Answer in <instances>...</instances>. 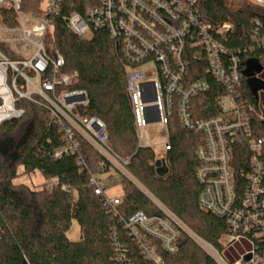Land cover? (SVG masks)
<instances>
[{
    "label": "built area",
    "instance_id": "built-area-1",
    "mask_svg": "<svg viewBox=\"0 0 264 264\" xmlns=\"http://www.w3.org/2000/svg\"><path fill=\"white\" fill-rule=\"evenodd\" d=\"M200 1L47 0L41 15L31 16L23 11L22 0H0V8L12 9L18 24L13 28L0 26V40L14 53L23 54L21 59L10 60L0 51V126L21 118L24 110L16 104L27 101L45 110L63 134L64 146L55 152V158L78 154L80 141L86 142L103 159V175L91 176L90 183L105 211L118 219L146 260L165 264L152 240L173 254L180 234L189 229L128 171L129 160L120 158L109 145L105 122L81 114L88 99L84 90L72 89L78 75L65 73L64 56L58 51L49 54L45 47L57 19L78 37L105 33L118 44L119 53L131 66L150 60L157 64L158 76L152 80L142 72L127 74L139 145L146 146L142 137L146 126L161 124L167 132L174 118L184 130L201 135L196 150L199 207L226 221L228 232L220 240L226 251L237 242H245L247 248L241 258L231 261L197 237L199 243L217 264H264V139L256 135L252 125L255 109L240 93L243 56L248 50L231 49L220 40L231 26L205 23ZM254 4L264 7V0ZM252 23L253 45L249 50L263 49L264 27L258 20ZM194 61L204 62L209 75L225 88L216 100L219 114L200 120L195 116L193 100L207 93L211 85L206 79L191 81ZM258 104L264 121L263 104ZM168 149L167 132L165 151ZM242 153L246 155L239 168ZM79 164L85 165L82 158ZM108 169L127 178L156 207L157 214L140 211L124 219L119 209L123 196L107 194L108 182L103 176ZM59 187L69 192L58 181H48L49 189ZM249 255L251 259L245 261Z\"/></svg>",
    "mask_w": 264,
    "mask_h": 264
},
{
    "label": "trees",
    "instance_id": "trees-1",
    "mask_svg": "<svg viewBox=\"0 0 264 264\" xmlns=\"http://www.w3.org/2000/svg\"><path fill=\"white\" fill-rule=\"evenodd\" d=\"M45 0H23L27 13H40ZM199 11L205 23L219 27L229 24L231 30L220 40L231 49H247L243 56L244 78L240 93L252 112V125L258 137L264 139V121L260 107L253 97L245 75L247 62L257 60L264 67V48L249 49L253 45V21L264 27V7L248 0H201ZM12 9L0 8V26L17 27ZM49 54L60 52L65 58V73H76L77 83L72 87L87 93L88 105L81 108L86 117L102 119L109 135V145L122 159L129 160L128 171L152 192L188 228L224 252L220 240L228 232L224 219L199 207L201 186L196 180L198 158L196 150L202 136L184 130L177 119L167 126L168 147L162 159L169 172L164 177L156 173L157 161L153 149L140 146L134 115L127 91V74L131 65L116 50V42L103 32L90 38L72 34L57 19L45 40ZM0 51L6 52L0 40ZM191 81L206 79L211 88L193 100L198 120L219 114L217 97L225 88L207 72L204 62L191 65ZM16 107L24 115L15 122L0 126V264H153L140 253L128 232L118 219L109 215L102 199L94 193L91 176L103 175V159L86 142L80 141L79 153L55 158L64 146L63 134L50 121L42 108L20 101ZM264 109V103H263ZM264 113V112H263ZM245 153L239 157L241 163ZM80 158L85 162L79 164ZM264 159V157H263ZM39 171L45 183L39 189L13 183L19 176ZM108 188L121 186L123 201L119 206L124 219L137 212L157 214L156 207L124 176L106 171ZM119 176V180L115 177ZM55 180L61 187L48 188ZM72 221L80 226V239L67 238ZM165 264H217L196 242L181 233L177 252L162 249L158 240H152Z\"/></svg>",
    "mask_w": 264,
    "mask_h": 264
},
{
    "label": "rangeland",
    "instance_id": "rangeland-1",
    "mask_svg": "<svg viewBox=\"0 0 264 264\" xmlns=\"http://www.w3.org/2000/svg\"><path fill=\"white\" fill-rule=\"evenodd\" d=\"M248 1H250L253 4L255 3V0H248ZM47 4H48V2H47V0H45L41 4V8L45 9ZM25 13H27V12H25ZM27 14H29L31 16H39V15H41V12L40 13H27ZM87 37L89 38V36H87ZM4 44H5L7 51L6 52L2 51V52L8 57V59L17 60V59H21L23 57V54L14 53L12 48L8 44H6V43H4ZM21 47L22 46L19 45L17 48L20 50ZM129 71L142 72V73H144L146 79H148V80H152L158 76L157 64L154 60H150L148 62L139 64L136 66H131L129 68ZM142 135H143L142 136L143 137V145L151 147L153 149L155 155H156L157 160H162L166 154L165 144H166V139H167V132H166L165 127L161 124L148 125L142 131ZM144 137H145V140H144ZM22 172H23V169L20 167L18 169L19 176L17 178H15L13 181V183L15 185L23 184V185H26V186L33 188V189H39L40 186H42L45 183V178L43 177V175L39 171H36L34 174H30V175H22ZM103 178H104V180H107V176H103ZM115 179L119 180V176H116ZM107 194L110 197H121V196H123L122 188H121V186L112 187L107 191ZM188 229H189V231H188V233L186 232V234L193 241H195L198 245H200L208 255L213 257L212 254H209L207 252V250L204 248L202 243L201 244L199 243L200 240H198V238H197L199 236L196 233H194V231H192L190 228H188ZM80 235H81V232H80L79 224L76 221H72L71 227H70L69 231L67 232V238L70 241H78L80 239ZM199 238L202 239L201 237H199ZM204 242H206V241H204ZM223 248H225V247L223 246ZM230 249L232 251L228 252V253H226V250H224V252L223 251L222 252L218 251V252L220 254H223L225 257L229 256V258H235L236 259L237 257L241 258L242 254L246 250V248L244 247V245L241 242L235 243L233 246H231ZM241 252H243V253H241ZM225 253L227 254V256ZM235 259H234V261H235Z\"/></svg>",
    "mask_w": 264,
    "mask_h": 264
},
{
    "label": "water",
    "instance_id": "water-1",
    "mask_svg": "<svg viewBox=\"0 0 264 264\" xmlns=\"http://www.w3.org/2000/svg\"><path fill=\"white\" fill-rule=\"evenodd\" d=\"M116 50L119 52L118 44L116 45ZM264 71V67L257 60H249L247 62V70L245 75L248 77V85L250 87L251 93L255 99H257V93L259 90H264V80L258 78ZM156 101L154 98L152 102ZM16 119H12L11 122H15ZM156 173L159 177H164L168 174L169 169L164 160H157L155 163ZM251 256H246L245 261H249Z\"/></svg>",
    "mask_w": 264,
    "mask_h": 264
},
{
    "label": "crops",
    "instance_id": "crops-1",
    "mask_svg": "<svg viewBox=\"0 0 264 264\" xmlns=\"http://www.w3.org/2000/svg\"><path fill=\"white\" fill-rule=\"evenodd\" d=\"M258 78H261V79H263L264 80V71L260 74V75H258ZM257 102H259V103H264V90H259L258 91V93H257ZM242 244L244 245V247L245 248H247V244L245 243V242H242ZM232 250L231 249H229L228 251H226V253H228V252H231ZM225 253V254H226ZM241 253H243V252H241ZM226 256H227V254H226ZM228 258H229V256H227ZM234 259L235 258H229V260H231V261H234ZM239 258L237 257L236 259H235V261L236 260H238Z\"/></svg>",
    "mask_w": 264,
    "mask_h": 264
}]
</instances>
